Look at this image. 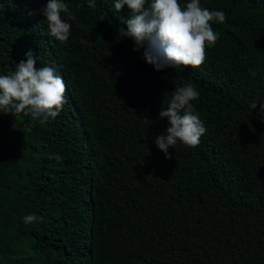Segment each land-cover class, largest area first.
<instances>
[{"label": "trees", "instance_id": "obj_1", "mask_svg": "<svg viewBox=\"0 0 264 264\" xmlns=\"http://www.w3.org/2000/svg\"><path fill=\"white\" fill-rule=\"evenodd\" d=\"M63 2L62 43L48 0H0V76L31 48L66 86L43 124L0 108V264H264V0H200L226 13L215 46L161 71L125 37L127 5ZM188 84L206 132L166 159L159 112Z\"/></svg>", "mask_w": 264, "mask_h": 264}, {"label": "clouds", "instance_id": "obj_2", "mask_svg": "<svg viewBox=\"0 0 264 264\" xmlns=\"http://www.w3.org/2000/svg\"><path fill=\"white\" fill-rule=\"evenodd\" d=\"M145 4L146 0H116L114 3L117 11L124 5L130 10L125 20V37L134 42L132 50L142 51L144 61L156 71L179 66L200 67L205 60L206 47L215 46L218 39L209 22L224 23L226 13L202 8L200 0H191L184 9L178 0H152L148 7ZM88 6L95 7V0H89ZM62 12L71 16L63 0H48L42 9L50 35L63 43L69 39L71 25L61 19ZM65 92L64 79L56 69L37 68V57L31 48L17 64L13 75L0 76V108L10 114L30 115L42 124L58 116L66 103ZM198 97V91L191 84L185 85L175 90L167 109L159 112V117L167 119L169 127L155 138V145L166 159L173 158L169 149L178 141L195 148L206 132L190 103ZM251 107L256 109L257 102ZM260 111L264 112V102L260 103ZM55 159L59 162L62 157L57 155ZM37 219L34 214L28 215L24 223Z\"/></svg>", "mask_w": 264, "mask_h": 264}]
</instances>
